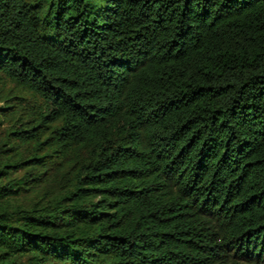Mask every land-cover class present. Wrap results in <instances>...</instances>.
Returning a JSON list of instances; mask_svg holds the SVG:
<instances>
[{
  "label": "trees",
  "instance_id": "obj_1",
  "mask_svg": "<svg viewBox=\"0 0 264 264\" xmlns=\"http://www.w3.org/2000/svg\"><path fill=\"white\" fill-rule=\"evenodd\" d=\"M0 74V264H264V0H0Z\"/></svg>",
  "mask_w": 264,
  "mask_h": 264
},
{
  "label": "rangeland",
  "instance_id": "obj_2",
  "mask_svg": "<svg viewBox=\"0 0 264 264\" xmlns=\"http://www.w3.org/2000/svg\"><path fill=\"white\" fill-rule=\"evenodd\" d=\"M33 2L36 3H48L50 0H32ZM12 90V96H18L17 99H14V101L11 103L12 104H19V103H24L26 106L32 105L31 100L29 98L22 97L20 95V92L16 87H14L13 83L10 82L7 78H5L3 75L0 74V96L3 94L11 91ZM25 98V99H24ZM4 106L3 103L0 102V107ZM31 107H28V109ZM18 110V109H17ZM14 117H5V116H0V142L5 139V136L7 134V131L9 130L10 126L12 125ZM26 198H22L21 201L24 202Z\"/></svg>",
  "mask_w": 264,
  "mask_h": 264
}]
</instances>
